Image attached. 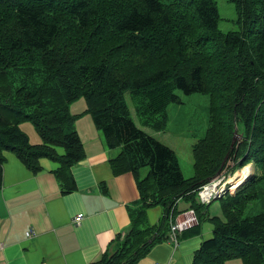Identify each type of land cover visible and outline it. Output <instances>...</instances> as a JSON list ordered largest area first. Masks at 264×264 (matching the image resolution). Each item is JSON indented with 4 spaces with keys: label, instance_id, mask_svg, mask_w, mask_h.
Returning <instances> with one entry per match:
<instances>
[{
    "label": "trees",
    "instance_id": "trees-1",
    "mask_svg": "<svg viewBox=\"0 0 264 264\" xmlns=\"http://www.w3.org/2000/svg\"><path fill=\"white\" fill-rule=\"evenodd\" d=\"M230 1L241 29L225 32L216 0H0V189L6 151L33 172L42 157L58 161L63 192L76 189L70 169L86 157L76 128L83 114L92 116L107 147L120 148L110 159L114 173L135 174L140 199L130 231L90 264H136L168 238L183 211L180 199L202 220L211 203L198 200L200 187L227 166L252 161L255 173L221 198L223 218L205 212L213 236L192 264H264V209L243 215L264 183V0ZM177 90L210 96L191 177L172 147L138 126L126 99V92H139L141 123L162 131L168 105L181 102ZM81 98L86 110L73 114L70 106ZM26 121L41 143L30 141L21 127ZM236 125L242 136L230 148ZM156 206L163 215L152 224L147 211Z\"/></svg>",
    "mask_w": 264,
    "mask_h": 264
},
{
    "label": "crops",
    "instance_id": "crops-1",
    "mask_svg": "<svg viewBox=\"0 0 264 264\" xmlns=\"http://www.w3.org/2000/svg\"><path fill=\"white\" fill-rule=\"evenodd\" d=\"M81 99L71 104L73 114L86 110V101ZM31 125L26 124V133L34 138V144L41 143V136ZM138 126L155 137L160 132L142 123ZM76 128L86 157L70 169L76 184L71 192H63L65 187L56 176L58 161L42 157L40 170L33 172L16 154L5 152L0 189V264H90L113 250L119 235L129 233L131 209L140 199L135 174L114 173L110 159L119 154L120 148L106 146L90 114L79 117ZM56 149L64 153L63 147ZM189 206L184 199L178 201L180 211ZM80 212L84 217L77 224L74 217ZM205 212L202 220L195 212L198 222L180 234L178 245L168 238L157 242L136 264H192L195 251L213 235L214 224L205 218ZM162 215L161 206L147 211L152 224ZM208 215L223 216L214 205L209 206ZM31 229L36 234L28 237L26 232ZM227 264L244 263L232 259Z\"/></svg>",
    "mask_w": 264,
    "mask_h": 264
},
{
    "label": "rangeland",
    "instance_id": "rangeland-1",
    "mask_svg": "<svg viewBox=\"0 0 264 264\" xmlns=\"http://www.w3.org/2000/svg\"><path fill=\"white\" fill-rule=\"evenodd\" d=\"M216 2L220 13L219 27L225 32L231 30H240L241 27L237 22L238 15L234 3L230 0H216ZM176 92L181 96V102H172L168 105L166 115L167 121L165 126L166 128L159 133H156V135H158L157 137L160 141L169 145L176 151L185 175H188L186 177H191L194 175L192 156L193 145L206 134L209 126L210 96L201 92H195L191 94H185L181 90H177ZM126 99L130 105L132 116L136 120V123L141 125L140 114L136 108V106H141V94L136 91H128L126 92ZM84 100L85 99L82 98L81 102H85ZM23 123L28 125L32 124L29 121ZM26 124H23L24 130ZM29 138L32 143L35 142L32 136ZM230 164H233V162H230ZM251 166L253 168L252 174H254L256 169L254 163H251ZM238 169L239 167L232 169L228 166L225 169V172L230 174L237 171ZM148 170V167L143 168L141 170L142 176L147 174ZM244 172V170L241 172L239 171V174L242 176L244 175ZM261 187L262 192L260 197L250 202L245 208L243 214L245 217L253 215L264 209V183ZM211 205H214L215 208L219 207V210L222 211L221 199H216L211 204L206 205L205 210L208 211L209 206Z\"/></svg>",
    "mask_w": 264,
    "mask_h": 264
},
{
    "label": "built area",
    "instance_id": "built-area-1",
    "mask_svg": "<svg viewBox=\"0 0 264 264\" xmlns=\"http://www.w3.org/2000/svg\"><path fill=\"white\" fill-rule=\"evenodd\" d=\"M248 166H245L239 171H243ZM236 173L227 174L225 170L213 177L208 183L204 184L198 191V200L203 204H209L217 198L226 196L228 193L233 194L236 189L241 185L244 179L241 178V174ZM84 213L80 212L74 217L75 223H80ZM198 222L197 215L193 208L182 211L174 221L171 222V228L169 231L168 239L175 245L179 244L180 234ZM36 232L34 230H28L26 235L28 237L34 236ZM155 264H164L157 262Z\"/></svg>",
    "mask_w": 264,
    "mask_h": 264
},
{
    "label": "water",
    "instance_id": "water-1",
    "mask_svg": "<svg viewBox=\"0 0 264 264\" xmlns=\"http://www.w3.org/2000/svg\"><path fill=\"white\" fill-rule=\"evenodd\" d=\"M241 136H242V134L239 133L238 126L236 125V126H235V131H234L233 141H232V143H231V145H230V148H233L235 142H236L237 140H239ZM228 158H229V154H226L225 159H224V161H223V166L226 164ZM220 172H221V171H220ZM220 172H219V173H220Z\"/></svg>",
    "mask_w": 264,
    "mask_h": 264
},
{
    "label": "clouds",
    "instance_id": "clouds-1",
    "mask_svg": "<svg viewBox=\"0 0 264 264\" xmlns=\"http://www.w3.org/2000/svg\"><path fill=\"white\" fill-rule=\"evenodd\" d=\"M251 163L253 164L254 162H250V163H248L247 165H245V166H248V167H249V165H250V172H251V173L249 172L250 174H248V175L244 178L243 182L241 183V185H240L239 187H241V186L247 181V179L252 175V173H253V172H252V171H253V168H252V166H251ZM254 165H255V164H254ZM245 166L239 168L237 171L241 170V169L244 168ZM227 167H228V166H227ZM227 167H226V168H227ZM226 168H225V169H226ZM225 169H223V170H225ZM223 170H222V171H223ZM222 171H221V172H222ZM237 171H235V172H233V173H236ZM221 172H220V173H221ZM218 174H219V173H218ZM218 174H217V175H218ZM215 176H216V175H215ZM215 176H214V177H215ZM247 177H248V178H247ZM212 178H213V177H212ZM212 178H211V179H212ZM246 178H247V179H246ZM211 179H210V180H211ZM210 180H209V181H210ZM209 181H208V182H209ZM208 182H207V183H208ZM239 187H238V188H239ZM200 188H201V187H200ZM238 188L236 189V191L238 190ZM236 191H235V192H236ZM235 192H234V193H235ZM234 193H233V194H234ZM228 194H230V193H228ZM224 197H225V196H224ZM221 198H222V197H221ZM221 198H217V199H221ZM215 200H216V199H215ZM213 201H214V200H213ZM213 201H212V202H213ZM212 202H211V203H212ZM189 209H190V208H189ZM186 210H187V209H186ZM183 211H185V210H183ZM175 219H176V218H175Z\"/></svg>",
    "mask_w": 264,
    "mask_h": 264
},
{
    "label": "bare ground",
    "instance_id": "bare-ground-1",
    "mask_svg": "<svg viewBox=\"0 0 264 264\" xmlns=\"http://www.w3.org/2000/svg\"><path fill=\"white\" fill-rule=\"evenodd\" d=\"M249 170H250V165H249V167H247V168L244 169L245 172H244V175L241 176L242 179H244V178L246 177V175L250 174V173H249ZM240 172H241V171H240ZM238 174H239V173H238ZM247 178H248V177H247ZM247 178H246V179H247Z\"/></svg>",
    "mask_w": 264,
    "mask_h": 264
}]
</instances>
